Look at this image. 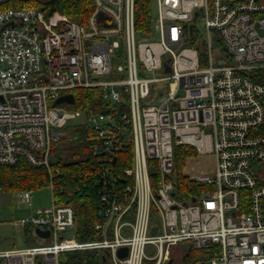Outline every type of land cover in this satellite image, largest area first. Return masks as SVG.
I'll list each match as a JSON object with an SVG mask.
<instances>
[{
    "label": "built area",
    "instance_id": "obj_1",
    "mask_svg": "<svg viewBox=\"0 0 264 264\" xmlns=\"http://www.w3.org/2000/svg\"><path fill=\"white\" fill-rule=\"evenodd\" d=\"M92 1L84 22L0 7V165L45 167L52 194L50 206L13 220L35 243L0 250V264H60L75 250L109 264H183L191 249L205 254L195 264H264V0H152L148 34L137 30L136 0ZM90 88L95 106L54 104ZM78 118L100 200L90 240L76 237L75 208L54 186L52 147ZM179 145L216 157L187 193L175 177Z\"/></svg>",
    "mask_w": 264,
    "mask_h": 264
},
{
    "label": "trees",
    "instance_id": "obj_2",
    "mask_svg": "<svg viewBox=\"0 0 264 264\" xmlns=\"http://www.w3.org/2000/svg\"><path fill=\"white\" fill-rule=\"evenodd\" d=\"M92 0H13L0 7L10 6H39L50 15L59 12L70 19L84 22L92 9ZM152 0H136V26L139 33L148 34L153 22ZM221 44V41H219ZM75 102L71 104L73 109H87L95 106L99 101L97 88L73 90ZM264 133V123L260 129ZM89 131V130H88ZM72 145H62L56 142L52 147V164L55 171L58 170L55 182V194L62 202L73 204L76 213L75 233L79 240L97 238L96 224L101 221L99 215L100 200L94 184L90 181L91 158L90 142L83 137ZM75 137H73L74 140ZM182 148L186 152L196 154V150L189 149L186 145L175 148V160ZM126 151V150H125ZM131 153V147L126 153ZM120 157V156H118ZM130 163L118 161L116 165L124 167ZM184 187H194L190 180L178 176ZM50 183L49 174L45 167H34L25 159H20L14 165H0V190L14 193L19 190H38ZM32 243H27L31 245ZM205 255L204 252L192 256V249L183 258L184 264H195L198 258ZM60 264H104L103 254L97 250H75L62 252L59 257ZM43 264V263H39Z\"/></svg>",
    "mask_w": 264,
    "mask_h": 264
},
{
    "label": "rangeland",
    "instance_id": "obj_3",
    "mask_svg": "<svg viewBox=\"0 0 264 264\" xmlns=\"http://www.w3.org/2000/svg\"><path fill=\"white\" fill-rule=\"evenodd\" d=\"M46 1V0H44ZM201 20L197 23L201 29V35L205 37V29L202 27ZM122 54V51L120 52ZM51 106V105H50ZM59 106L67 109H73L70 103L61 102ZM78 119H71L67 122V125L62 129L65 133L62 136V145H72L73 142H78L76 135H79V139L83 137L85 140L89 139V131L84 123L78 124ZM189 149H194L191 146L186 145ZM195 150V149H194ZM216 169V157L214 153L196 154L186 152L185 148L180 151L177 161L175 177L181 186L180 191L187 193L189 189L184 187L182 182L178 180V176L184 177L185 180H189L191 177L210 173ZM191 182V181H190ZM192 186L193 183L191 182ZM52 194L48 186L33 191V197L30 203H19L13 198V193L0 190V250H6L13 247H24L27 243H32L34 240V230L29 228L26 233L16 230L13 226V220L25 218L30 216L36 209L40 207L50 206L52 203ZM35 243V242H34ZM33 243V244H34ZM148 254L153 255L155 250H147ZM200 250L192 249V256L199 253ZM184 264V263H183Z\"/></svg>",
    "mask_w": 264,
    "mask_h": 264
},
{
    "label": "water",
    "instance_id": "obj_4",
    "mask_svg": "<svg viewBox=\"0 0 264 264\" xmlns=\"http://www.w3.org/2000/svg\"><path fill=\"white\" fill-rule=\"evenodd\" d=\"M201 10V9H199ZM199 12L196 13V15H198ZM190 31H191V34H192V27H190ZM54 104H58V103H61V102H68V103H74V94L72 93H69V94H65V95H61L59 96L56 100H54ZM157 230V227H153L152 231L155 232ZM35 232L39 235V236H42V237H48L50 232L49 230H41L39 228H35ZM121 257H125L126 254H127V248L126 247H122L118 250V253ZM103 262L104 264H109L107 262V257L106 255H103Z\"/></svg>",
    "mask_w": 264,
    "mask_h": 264
}]
</instances>
